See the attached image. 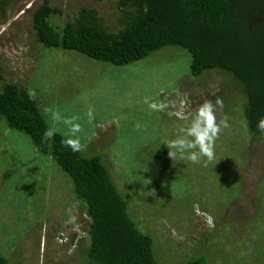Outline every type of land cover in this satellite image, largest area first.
I'll return each mask as SVG.
<instances>
[{"label": "rangeland", "instance_id": "374dc122", "mask_svg": "<svg viewBox=\"0 0 264 264\" xmlns=\"http://www.w3.org/2000/svg\"><path fill=\"white\" fill-rule=\"evenodd\" d=\"M43 1L11 0L0 10V92L2 78L27 89L53 128L67 138L68 126L52 113L79 117L85 151L103 157L118 190L129 198L139 229L154 238L161 264H187L201 256L211 264H264V135L254 139L250 134L241 96L235 97L237 110L217 108V119L227 117L231 126L215 141L211 163L171 159L165 143L219 93L222 75L208 76L207 87L196 88L193 100L189 91L180 97L175 91L182 58L188 55L181 48L125 67L76 51L44 49L33 25V13ZM49 2L61 11L52 19L60 28L87 8L96 10L111 31L120 29L118 0ZM228 94L229 88L223 95L226 105ZM52 161L33 149L27 135L0 125V201L8 206L0 208L6 212L0 219V249L23 264H83L77 256L68 260L74 255L69 245L74 235L84 237L88 219L69 186L53 191L58 175L70 181ZM33 190L45 193L38 215L35 201L28 199ZM10 217L15 235L24 230L28 236L7 250L1 222ZM207 217L210 226L203 223ZM62 234L67 243L61 246L56 239Z\"/></svg>", "mask_w": 264, "mask_h": 264}, {"label": "trees", "instance_id": "16d2710c", "mask_svg": "<svg viewBox=\"0 0 264 264\" xmlns=\"http://www.w3.org/2000/svg\"><path fill=\"white\" fill-rule=\"evenodd\" d=\"M10 2L0 0V10L5 11ZM117 9V31H111L96 10L87 8L60 28L52 19L61 11L44 0L33 13L36 39L44 49L76 51L117 67L134 65L167 48H181L190 60L182 58L178 76L183 81L178 83L176 95L189 91V98L196 100V88H206V78L220 73L224 81L212 101L219 97L229 110H237L235 97L241 96L250 134L254 139L262 136L256 126L264 118V0H118ZM2 79L0 125L24 133L36 152L53 160L59 173L70 181L58 175L53 191L69 186L86 213L87 230L82 238L71 237L69 248L77 247L68 260L77 256L83 264H161L154 253V238L139 229L131 216L129 198L118 190L103 157L84 147L73 152L63 144L68 138L57 131L51 141L42 142L44 131L53 128L51 120L27 89ZM227 88L226 105L223 95ZM42 192L28 194V199L35 201L36 215L45 202ZM5 216L6 212L0 211V219ZM12 221L10 217L9 222H1L7 250L20 246L28 236L24 230L15 235ZM0 264L23 263L0 249ZM187 264L211 263L201 256Z\"/></svg>", "mask_w": 264, "mask_h": 264}, {"label": "clouds", "instance_id": "9594fccd", "mask_svg": "<svg viewBox=\"0 0 264 264\" xmlns=\"http://www.w3.org/2000/svg\"><path fill=\"white\" fill-rule=\"evenodd\" d=\"M181 106V108H184L186 104L182 101ZM218 107L223 108L221 98H216L215 102L205 100L197 109L196 115L192 118L190 124L181 128L176 138L165 143L169 149L168 155L171 159L179 156L181 159L190 161L193 164L200 163L204 158H206V163H211L215 159V141L224 129L231 126L227 117L217 119ZM88 115L91 118V112ZM52 117L56 122H62L68 126L69 138L63 141L64 146L70 148L73 152L81 151L83 145L79 133L82 131V125L78 122L79 117L64 118L59 111L53 112ZM139 127L137 125V128ZM256 127L257 131L264 135V118L258 121ZM55 135L56 129L47 128L41 137L42 142L51 141ZM203 223L211 225L208 217L203 218ZM60 239H63V242H58L61 246L67 243L65 235L62 234L57 237L58 241ZM73 247L75 249L77 246L73 245Z\"/></svg>", "mask_w": 264, "mask_h": 264}, {"label": "built area", "instance_id": "2783aa9c", "mask_svg": "<svg viewBox=\"0 0 264 264\" xmlns=\"http://www.w3.org/2000/svg\"><path fill=\"white\" fill-rule=\"evenodd\" d=\"M60 241L63 242L62 239H60Z\"/></svg>", "mask_w": 264, "mask_h": 264}]
</instances>
